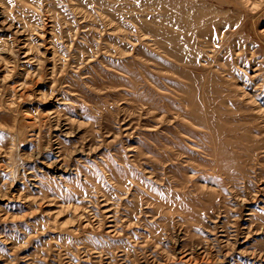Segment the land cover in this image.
Masks as SVG:
<instances>
[{
    "label": "rangeland",
    "instance_id": "obj_1",
    "mask_svg": "<svg viewBox=\"0 0 264 264\" xmlns=\"http://www.w3.org/2000/svg\"><path fill=\"white\" fill-rule=\"evenodd\" d=\"M0 264H264V0H0Z\"/></svg>",
    "mask_w": 264,
    "mask_h": 264
}]
</instances>
